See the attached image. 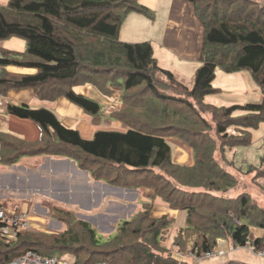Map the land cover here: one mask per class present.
I'll return each mask as SVG.
<instances>
[{"label":"trees","instance_id":"1","mask_svg":"<svg viewBox=\"0 0 264 264\" xmlns=\"http://www.w3.org/2000/svg\"><path fill=\"white\" fill-rule=\"evenodd\" d=\"M187 1L194 5L204 28L201 66L192 87L160 66L151 41L120 40L127 14L142 12L154 17L139 0L0 3V41L16 37L26 44L18 53L0 47V65L37 70L34 74H18L0 68L1 94L6 96L12 88L34 87L41 99L66 96L88 113L97 114L99 102L74 88L91 83L103 91L108 83H117L124 103L111 114L129 126L125 131L98 130L87 139L48 107L7 102V112L34 121L41 136L26 140L0 131V161L13 164L24 155L66 156L90 170L96 180L134 189L154 186L156 194L171 208L186 211V225L170 237L169 243L168 228L174 220L167 215L152 217L153 198L142 202L136 214L120 220L115 233L102 241L89 221L50 202L46 204L51 206L49 213L67 226L65 230L47 243L27 238V230L15 238L0 237V264L12 261L28 248L38 251L27 246L35 242L44 246L40 254L70 255L72 264L100 260L110 264H197L217 249L219 238L244 247L251 241V226L264 228V206L250 193L222 197L214 193L238 183L214 158L216 134L224 139L223 149L226 145H249L252 129L264 122V98L261 102L229 105L205 101L207 96L222 92L214 85L217 68L231 73L247 70L264 96V0ZM137 89L140 91L133 93ZM237 110L246 114L234 115ZM210 119L217 123L215 127ZM230 127L237 133H229ZM168 136H186L197 152L194 165L174 161ZM209 138L212 141L206 144ZM198 140L205 144L201 146ZM250 171L255 177H264V154L260 165L251 166ZM130 179L131 183L126 182ZM138 179H142L140 184L135 183ZM199 188L205 190L198 192ZM75 225L81 228L80 233L73 231ZM251 243L255 249L264 247V238ZM47 244L60 254L46 249ZM223 264L250 263L233 259Z\"/></svg>","mask_w":264,"mask_h":264},{"label":"crops","instance_id":"2","mask_svg":"<svg viewBox=\"0 0 264 264\" xmlns=\"http://www.w3.org/2000/svg\"><path fill=\"white\" fill-rule=\"evenodd\" d=\"M9 0H0L1 4H6ZM139 3L148 6L143 0H139ZM166 10L164 15L166 17V24L162 32V39L160 46L163 48L161 51V56L157 54V47L154 45V56L157 58L160 66L172 70L176 76L180 78L182 82L187 84L185 80L194 78L197 69L201 66V52L203 46V34L204 28L201 21L198 19L194 5L187 0H173L172 4L166 5ZM149 7V6H148ZM150 8V7H149ZM132 14H140L130 12L127 14L126 18H131ZM134 18H139L140 15H133ZM124 24V23H123ZM122 24V26H123ZM123 27H121L120 34H122ZM135 30H127L126 36L132 37L135 33ZM131 39V38H129ZM25 41L20 38H11L9 40L0 41V47L8 49L13 53L22 52L25 49ZM2 52L0 50V56ZM157 54V55H156ZM167 58V60H166ZM0 68L6 69L11 73L18 74H34L37 70L29 67H22L16 65L1 66ZM187 69V71H185ZM238 83L240 89L234 94V99L228 101L224 99V93L220 92L217 94H212L207 97L209 102L218 105H229L233 103H247V102H261L264 98L261 88L255 83L251 74L247 70H242L237 72ZM194 83V80H193ZM192 83V84H193ZM191 84V85H192ZM189 85V84H187ZM215 85V84H214ZM220 87L219 85H215ZM254 86V87H253ZM244 87V88H243ZM222 89V87H220ZM75 91L88 96L99 102L101 109L97 114H90L86 110L81 109L82 107L70 101L66 96H61L56 100H44L41 99L38 95L37 90L34 87H21V88H12L8 90L5 96L8 98V102L16 104H27L34 108L39 107H48L52 109L59 119L68 127L76 128L79 130L80 134L87 139H90L98 130H119L125 131L128 126L119 121L118 119L112 117V112L114 110H120L123 103L122 90L119 92H113L111 94H104L95 85L91 83H86L83 85L76 86ZM14 101V102H11ZM263 123V122H262ZM261 127V126H260ZM0 131L7 132L16 135L19 138L26 140L37 139L41 136L40 127L32 120L22 119L15 117L9 114L6 108L0 109ZM252 134V133H251ZM172 138L176 140L175 142L180 145L176 148V159L179 156V153H184L185 160L178 161V163L190 162V156H192V150L190 148V155L187 152H184L180 147L187 146L183 145V141L175 137H167L168 141L171 143ZM188 148V146H187ZM26 156V155H24ZM20 157L15 163L7 164L9 167L0 165V191H17L10 190L9 185L13 186L8 179L16 180H26L29 178H40L42 180V185L36 189H23L21 191H83L84 189H89L95 183H99L102 180H96L93 177V174L90 170L81 168L76 160L66 157V156H54V155H32L28 159ZM36 156V157H34ZM182 156V154L180 155ZM20 160V161H19ZM19 161V162H18ZM177 162V160H176ZM181 163V164H182ZM63 166V168L59 166ZM254 165V164H253ZM260 162L258 165L259 166ZM107 183L105 181H102ZM109 184V183H108ZM114 186V185H113ZM119 186L113 187V189L120 190ZM127 189V188H125ZM131 190H138V188H129ZM34 196H37V200L43 202L45 205L47 203H54L57 205L64 206L68 209H71L78 214L81 209L80 205L77 204L76 200L71 199L68 204H65L61 201V198L58 200L53 199L49 194L45 193H32ZM140 195V193H139ZM59 197V196H57ZM140 197V196H139ZM138 195L135 201V214L140 210L141 203L147 200L152 199L154 201L155 194H146L144 195V200L141 201L140 206L138 201ZM9 198L16 199L11 196ZM8 197L5 194H0V202H5ZM127 203L125 201L121 202V205L132 206V202ZM6 204V203H5ZM127 211V210H126ZM163 215L171 217L174 222L179 220L180 217H183V213L171 208L168 204L165 206L160 205L154 201V206L152 209V217L158 218ZM79 216V215H78ZM81 217V216H80ZM83 218V217H82ZM183 219V218H182ZM86 220V219H85ZM88 221V220H87ZM186 222V220H185ZM92 224V223H91ZM173 226V225H172ZM172 226L168 228V243L170 237L178 231H173ZM170 232V235H169ZM219 249L224 252L227 250L229 242L219 239ZM245 247V246H244ZM244 247H236V250H243ZM228 251L225 254H230L235 249ZM241 248V249H240ZM239 259L244 260L245 262H253L255 264H263L259 262L260 257L256 255H251L248 251H241ZM188 257H193L189 255ZM243 257V258H241ZM231 257L228 260L236 259ZM226 260V261H228ZM264 260V259H263ZM225 261V260H224ZM258 262V263H256ZM211 264L212 261L208 260L204 264ZM216 264H219L217 261Z\"/></svg>","mask_w":264,"mask_h":264},{"label":"rangeland","instance_id":"3","mask_svg":"<svg viewBox=\"0 0 264 264\" xmlns=\"http://www.w3.org/2000/svg\"><path fill=\"white\" fill-rule=\"evenodd\" d=\"M143 1L150 7L152 12L154 13V17L141 12L140 14H132L130 16L131 18H125L123 21L124 24L122 23L123 24L122 34L119 33V38L120 40L125 41V42H142V41L149 40L153 43L155 47H157V54L161 56V51L163 50V48H161L160 43L162 39V32L166 24V17L164 15V12L167 11L166 6L164 4L166 5L172 4L173 0H143ZM133 13H138V12H133ZM133 15H140V17L134 18L132 17ZM128 29L136 31L132 35V37H127L125 35ZM185 71H187V69ZM178 79L180 78L178 77ZM193 80L194 78H191V81L190 79H187L185 80V82L189 84L188 85L189 87H192V85L194 84ZM214 84L222 87V92L224 93V99L227 100V102L232 101L234 99V96H233L234 94H232V92H236L238 89H240L238 78H237V72H232V73L225 72L220 68H217L216 70ZM118 89L121 90V87L117 83H114V84L108 83L107 85L104 86L103 91L101 90L100 91L103 92L104 94H107V93L110 94L113 92H119ZM137 91H140V90L137 89L133 91V93ZM142 97L143 98L146 97V94L143 95ZM207 97L205 98V101L208 103L214 104L212 102H209V100H207ZM134 99L135 98H132V100ZM8 100L9 99L6 98L7 102ZM11 102H14V101H11ZM5 105H6V102L4 105L0 103V109L6 108ZM214 105H218V104H214ZM245 114L246 113L242 110H237L234 113V115H238V116L239 115L242 116ZM210 120L213 122V126L215 127L217 123L214 122L213 119H210ZM228 132L236 134L237 130L235 129V127H230L228 129ZM168 137L169 138L175 137V138L182 140L183 145H187L188 148H186L187 146L186 147L183 146L180 148L184 152H187L190 155L189 153L190 150L188 149L191 148L189 146V144L191 143L187 141L186 136H183V138L182 137L179 138L176 136H168ZM211 139L212 138L206 139L205 143L207 144L208 142L212 141ZM216 140H217V143H216ZM216 140H215V146L217 147V150L214 153L215 160L224 170L232 173L238 180V183L233 187H229L225 189L221 187L220 191H215L214 193L218 197H222L226 195L237 196L243 192H248L254 198H256L257 201H260L263 204L262 206H264V177L263 176L255 177L254 171L249 172V168L253 166V164L258 165L259 162H261V158L264 154V122L261 123L258 128L252 129L251 143L249 145H246V144H238V145H233V146L226 145L223 149L221 147V144H222V140L224 139L221 136L220 137L217 136L216 134ZM175 141L176 140L172 138L171 144L173 146L174 161L177 160L178 162V161L185 160L184 153H179L178 154L179 156L176 159V148L177 146H180V145H178ZM197 143L200 144L201 146L205 144L203 142H200L199 140L197 141ZM191 150H192V156L190 158V162L188 164H186L185 162L184 163L180 162V163L185 164L186 166H192L196 163L197 152L193 151L192 148ZM181 154L182 156H180ZM30 157H33V156L26 155L23 158L28 159ZM102 164L104 166L108 165L107 163H102ZM0 165L6 166V167L10 166V165H6L1 162H0ZM59 167L63 168L62 165ZM122 177H125V176H122ZM8 181L13 185V186L9 185V189L17 190V191H0V194H3L4 197L6 194L8 197V199L5 200L6 208L21 209L23 211H26L27 216H28L27 219L29 222V227L25 229L28 231L26 232V237L32 240L35 239L36 241L39 239L46 243L52 240V237H54L53 235L60 234L59 232L65 230L67 226L65 227V225H63L56 218H54L53 214L51 215L49 213L48 208L51 206H48V205L46 206L43 202L37 200V196H34L32 193L37 192V193L49 194L51 198L56 199V200H58V198H61V201L65 204H68L71 199L76 200L77 204H79L81 207V209L78 208L80 211H78V214H75L76 217L77 218L83 217L82 219H86L90 223H92V225L96 227L98 237L102 241L106 240L107 238H109L115 233L116 231L115 229L120 220H123L125 218H130V216H133L135 214L136 212L135 206H134L135 201L133 200L137 198V195L138 197L139 196L140 197L138 201H136V203L138 202L140 206L141 201L144 200L143 198L144 195L149 194V193L156 194V188L154 186H140L138 187L140 191L131 190L129 189L130 187H127V186L126 187L119 186L118 188L121 187L122 189L117 190V189H113L115 185L113 186L111 184L104 183L102 181H99V183L93 184V186L89 189L82 188L83 191H21L23 189L31 190V189H36L40 187L42 185V180L39 177L38 178L27 177L26 180H22V181L16 180V179L14 180L8 179ZM141 181L142 179H138V180H135V183L138 182L140 184ZM126 182L131 183L132 179L126 180ZM204 190L205 189L199 188L198 192H201ZM208 191H212V190L208 189ZM11 196L15 197L16 199L9 198ZM123 201L127 203H130L131 201H133L132 206L130 205L126 206L125 204L121 205V202ZM154 201H156L162 206H165L167 204L165 202V199L159 195L155 196ZM178 211L180 212V210ZM181 212L183 213L184 216L180 217L179 220L173 223V226H172L173 231L177 230L181 226L186 225V222H185L186 211L181 210ZM73 228H74L73 231L80 233L81 228H79L76 225L73 226ZM257 238H264V228L258 225H255V226L253 225L250 227V240L253 241L254 239H257ZM219 239L225 240V242L227 243L229 242L230 244L228 245V248L225 252L219 249V243H220ZM219 239H218V247L216 250H214L213 256L203 258L202 263H197V264H204V262L208 260L212 261L211 264H216L217 261H219V264H223L224 260L226 261L228 260V258H231V257L235 258V256H237V258L234 259V261H244V260L239 259L240 256L238 255H240L241 251H246V250L251 255H256L257 257L262 258V259H259V262L263 263L264 247H259L255 249L253 248L252 246L253 244L250 241L246 244L243 250H236L234 248L235 245L233 244L232 241H229L227 238H219ZM35 243H29L27 244V246L37 247L38 251L44 253V246L38 245ZM49 248H50L49 251L53 252V254H60V251H57V249L55 250L48 245L46 249H49ZM233 248L236 251H233L230 254H225L228 251L232 250ZM70 257H71L70 255L69 256L66 255L62 258L69 259ZM188 259L194 262L193 257H188ZM250 264H255V263L251 262Z\"/></svg>","mask_w":264,"mask_h":264},{"label":"built area","instance_id":"4","mask_svg":"<svg viewBox=\"0 0 264 264\" xmlns=\"http://www.w3.org/2000/svg\"><path fill=\"white\" fill-rule=\"evenodd\" d=\"M5 97L0 93V103L5 104ZM27 212L21 209H8L5 205L0 207V237L15 238L18 233L29 227ZM214 252L206 257L213 256ZM4 264H72L69 259L59 256H47L34 249H27L24 253ZM96 264H110L101 260Z\"/></svg>","mask_w":264,"mask_h":264},{"label":"bare ground","instance_id":"5","mask_svg":"<svg viewBox=\"0 0 264 264\" xmlns=\"http://www.w3.org/2000/svg\"><path fill=\"white\" fill-rule=\"evenodd\" d=\"M186 147V146H185ZM187 148V147H186ZM188 150H190V149H188ZM191 157V156H190ZM192 160V159H191Z\"/></svg>","mask_w":264,"mask_h":264}]
</instances>
